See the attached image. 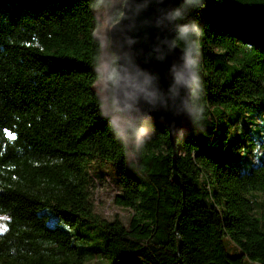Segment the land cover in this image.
<instances>
[{"label": "trees", "instance_id": "16d2710c", "mask_svg": "<svg viewBox=\"0 0 264 264\" xmlns=\"http://www.w3.org/2000/svg\"><path fill=\"white\" fill-rule=\"evenodd\" d=\"M124 0H0V264H264V0L180 4L181 25L202 35L191 100L193 127L176 141L141 118L105 112L95 84L105 78L115 109L117 60L96 35ZM176 44L185 51V45ZM198 77V81L196 79ZM131 127L143 128L135 139ZM117 170L114 204L124 225L95 213L92 163ZM70 228H98L89 235ZM178 233H177V232ZM179 239L181 244H179ZM226 241L237 248L231 256Z\"/></svg>", "mask_w": 264, "mask_h": 264}, {"label": "water", "instance_id": "95a60500", "mask_svg": "<svg viewBox=\"0 0 264 264\" xmlns=\"http://www.w3.org/2000/svg\"><path fill=\"white\" fill-rule=\"evenodd\" d=\"M184 2L124 0L121 18L109 32L110 51L117 60L116 107L128 119L141 118L169 132L173 181L183 191L176 141L193 127L194 80L185 51L175 42L178 23L174 11Z\"/></svg>", "mask_w": 264, "mask_h": 264}, {"label": "rangeland", "instance_id": "374dc122", "mask_svg": "<svg viewBox=\"0 0 264 264\" xmlns=\"http://www.w3.org/2000/svg\"><path fill=\"white\" fill-rule=\"evenodd\" d=\"M117 2L118 0H113ZM96 15L101 23V26L96 31V35L103 41L104 46V55L102 57L103 63V72L107 71V43L108 35L111 28V22L109 19L108 9L100 8L96 10ZM95 89L102 97L105 103V112L116 119L120 125L123 124L124 120L121 119V116L118 112L119 109L115 106V109L110 106L107 100V82L106 79L103 78L97 84H95ZM116 104V103H115ZM121 113V111H119ZM150 134V130L144 132V135ZM90 173L93 175L94 180V190H93V203L95 207V213L100 216L101 219L107 221H114L119 219L124 225H127L129 222V218L132 214L130 210L118 207L114 204V197L118 193L116 188L117 181V170L111 164L94 162L89 167ZM257 202L255 206V214L261 220L264 226V196L261 194H256ZM51 225H58L63 230H66L70 233H81L85 235H89L92 238V241L86 244L94 245L98 240V237L93 233L94 230L98 233V228L89 229L88 227L77 226L75 228H70L64 224L58 217L52 218L49 222ZM226 248L228 253L233 256L237 254V248L231 244V242L226 241ZM88 264H110V261L104 257H100L99 259H95L90 261ZM245 264H251L249 261H246Z\"/></svg>", "mask_w": 264, "mask_h": 264}, {"label": "clouds", "instance_id": "9594fccd", "mask_svg": "<svg viewBox=\"0 0 264 264\" xmlns=\"http://www.w3.org/2000/svg\"><path fill=\"white\" fill-rule=\"evenodd\" d=\"M185 2L190 5H199L201 0H185ZM174 18H181V13L179 11L175 12ZM200 35L202 34L195 22L181 25L178 30L177 39L185 45V57L188 65L192 67L198 66V61L195 59V56L199 55V41L197 38ZM196 79L198 81L199 78L196 77ZM116 134L126 141L134 138L135 141L139 143L141 137L144 135V129L131 127L127 136H124L120 131H117Z\"/></svg>", "mask_w": 264, "mask_h": 264}]
</instances>
